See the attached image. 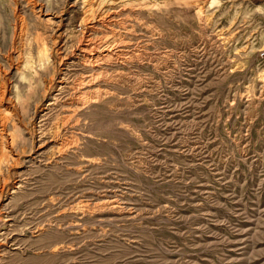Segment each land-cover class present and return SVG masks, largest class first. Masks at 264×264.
<instances>
[{"label": "rangeland", "instance_id": "1", "mask_svg": "<svg viewBox=\"0 0 264 264\" xmlns=\"http://www.w3.org/2000/svg\"><path fill=\"white\" fill-rule=\"evenodd\" d=\"M0 264H264V0H0Z\"/></svg>", "mask_w": 264, "mask_h": 264}]
</instances>
